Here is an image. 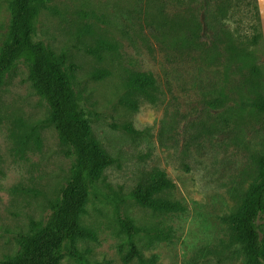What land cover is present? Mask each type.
Here are the masks:
<instances>
[{"label":"rangeland","instance_id":"1","mask_svg":"<svg viewBox=\"0 0 264 264\" xmlns=\"http://www.w3.org/2000/svg\"><path fill=\"white\" fill-rule=\"evenodd\" d=\"M9 4L0 0V49ZM30 12L33 41L61 62L101 150L117 160L80 215L91 238L70 242L58 264H126L131 242L143 262L128 264H252L234 218L264 156L257 0H30ZM84 47L101 49L91 57ZM73 165L26 64L17 62L0 85V264L45 224ZM160 174L173 186L153 199L176 203L175 211L126 196ZM123 217L141 229L132 238Z\"/></svg>","mask_w":264,"mask_h":264},{"label":"trees","instance_id":"2","mask_svg":"<svg viewBox=\"0 0 264 264\" xmlns=\"http://www.w3.org/2000/svg\"><path fill=\"white\" fill-rule=\"evenodd\" d=\"M9 11L7 41L0 49V85L5 74L17 62L26 64L34 87L48 105L59 139L72 150L74 165L60 201L52 206L45 224L31 235L20 237L19 251L8 264H58L70 242L91 238V233L80 225L79 218L95 185L105 182L103 170L117 160L101 150L79 105L71 78L61 62L49 56L42 43L33 41L30 0H10ZM100 49L84 47L83 50L85 54L97 57ZM71 69L77 67L72 65ZM105 75L102 72L92 78L100 80ZM123 129L136 133L130 126ZM256 162L257 179L247 189L243 206L234 222L237 244L244 247L252 264H264V156H258ZM172 186L165 175L160 174L145 187L136 185L126 196L156 212H171L177 209L176 203L158 202L153 196ZM119 224L128 238L141 231L127 217L121 218ZM69 254L74 256V251L69 250ZM133 259L143 262L141 252L131 242L124 263L128 264Z\"/></svg>","mask_w":264,"mask_h":264},{"label":"crops","instance_id":"3","mask_svg":"<svg viewBox=\"0 0 264 264\" xmlns=\"http://www.w3.org/2000/svg\"><path fill=\"white\" fill-rule=\"evenodd\" d=\"M257 5L260 11V14L264 20V0H257Z\"/></svg>","mask_w":264,"mask_h":264}]
</instances>
